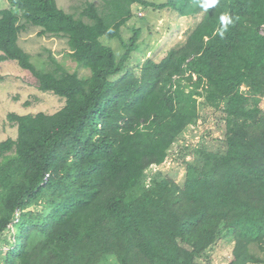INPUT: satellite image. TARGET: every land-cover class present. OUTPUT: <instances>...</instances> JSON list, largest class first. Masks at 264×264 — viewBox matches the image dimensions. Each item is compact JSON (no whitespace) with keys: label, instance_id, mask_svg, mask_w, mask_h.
<instances>
[{"label":"trees","instance_id":"obj_1","mask_svg":"<svg viewBox=\"0 0 264 264\" xmlns=\"http://www.w3.org/2000/svg\"><path fill=\"white\" fill-rule=\"evenodd\" d=\"M0 62L28 71L41 92L63 98L52 114L8 113L15 139L0 141V264H198L222 236L228 264H264V0H103L76 17L56 0H7ZM137 4L199 16L185 40L128 69L139 30L121 28ZM16 10V11H15ZM23 21V23H21ZM26 25L66 39V70L19 45ZM101 38L117 39L115 57ZM27 104V102L25 103ZM223 124L220 150L194 148L181 184L160 170L200 119Z\"/></svg>","mask_w":264,"mask_h":264},{"label":"rangeland","instance_id":"obj_2","mask_svg":"<svg viewBox=\"0 0 264 264\" xmlns=\"http://www.w3.org/2000/svg\"><path fill=\"white\" fill-rule=\"evenodd\" d=\"M154 4L165 0H146ZM58 7L76 17L87 2L103 8V0H56ZM10 8L7 0H0V9ZM16 11V10H15ZM132 17L121 28L123 40L128 41L133 30L138 29L139 35L136 47L131 53L128 69L138 72L139 66L146 57L160 58L166 50L181 44L186 33L198 22L199 16L180 17L170 10H156L152 7L134 4L131 6ZM23 23V21H21ZM39 28L26 25L20 33L18 45L28 54L37 66L42 65L48 52L69 72H76L79 76L89 75V71L82 69L69 58V48L64 38L38 36ZM110 47L116 58L123 53V48L117 39L101 38ZM27 102V104H25ZM264 108V101L260 102ZM64 99L50 92H41L32 75L21 69L14 61L0 62V141L7 138L15 139L16 127L6 120L8 113L36 114L44 112L52 114L62 107ZM200 119L195 125L188 127L183 135L169 150L166 161L159 167L152 166L151 172L160 170L181 184L184 178V167L179 157L188 153L190 159L194 148L204 147L207 150H220L219 141L223 133V124L218 122V114L205 107H199ZM12 240V229L0 238V250L7 249L4 241ZM233 242L229 237L222 236L210 249L207 256L198 259V264H228L232 259ZM99 264H118L113 255L107 256Z\"/></svg>","mask_w":264,"mask_h":264},{"label":"built area","instance_id":"obj_3","mask_svg":"<svg viewBox=\"0 0 264 264\" xmlns=\"http://www.w3.org/2000/svg\"><path fill=\"white\" fill-rule=\"evenodd\" d=\"M261 101H264V97H263V98H261Z\"/></svg>","mask_w":264,"mask_h":264}]
</instances>
